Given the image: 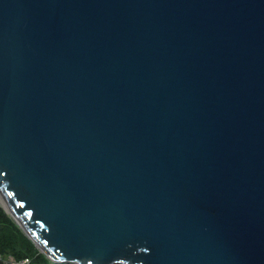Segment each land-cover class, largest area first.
I'll list each match as a JSON object with an SVG mask.
<instances>
[{
    "label": "water",
    "instance_id": "water-1",
    "mask_svg": "<svg viewBox=\"0 0 264 264\" xmlns=\"http://www.w3.org/2000/svg\"><path fill=\"white\" fill-rule=\"evenodd\" d=\"M0 204L56 264H264V0H0Z\"/></svg>",
    "mask_w": 264,
    "mask_h": 264
},
{
    "label": "trees",
    "instance_id": "trees-1",
    "mask_svg": "<svg viewBox=\"0 0 264 264\" xmlns=\"http://www.w3.org/2000/svg\"><path fill=\"white\" fill-rule=\"evenodd\" d=\"M0 255L12 257L15 261L29 259L31 264L51 263L35 248L17 226L5 215L0 208Z\"/></svg>",
    "mask_w": 264,
    "mask_h": 264
},
{
    "label": "built area",
    "instance_id": "built-area-1",
    "mask_svg": "<svg viewBox=\"0 0 264 264\" xmlns=\"http://www.w3.org/2000/svg\"><path fill=\"white\" fill-rule=\"evenodd\" d=\"M0 264H31L29 259H23L21 261H15L12 257H2L0 255Z\"/></svg>",
    "mask_w": 264,
    "mask_h": 264
},
{
    "label": "bare ground",
    "instance_id": "bare-ground-1",
    "mask_svg": "<svg viewBox=\"0 0 264 264\" xmlns=\"http://www.w3.org/2000/svg\"><path fill=\"white\" fill-rule=\"evenodd\" d=\"M0 204L3 206V208H4L7 212L10 213V211L8 210V208H7V206H6V204H5L4 202H2V201L0 200Z\"/></svg>",
    "mask_w": 264,
    "mask_h": 264
},
{
    "label": "crops",
    "instance_id": "crops-1",
    "mask_svg": "<svg viewBox=\"0 0 264 264\" xmlns=\"http://www.w3.org/2000/svg\"><path fill=\"white\" fill-rule=\"evenodd\" d=\"M9 257V256H8Z\"/></svg>",
    "mask_w": 264,
    "mask_h": 264
}]
</instances>
